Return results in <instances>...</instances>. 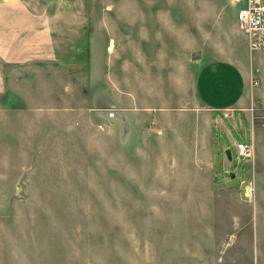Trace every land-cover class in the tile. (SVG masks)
I'll list each match as a JSON object with an SVG mask.
<instances>
[{"label": "rangeland", "instance_id": "374dc122", "mask_svg": "<svg viewBox=\"0 0 264 264\" xmlns=\"http://www.w3.org/2000/svg\"><path fill=\"white\" fill-rule=\"evenodd\" d=\"M30 1L66 33L49 64L4 73L0 264H264V53L249 51L237 6ZM222 61L245 89L198 84ZM197 84L218 106L244 93L226 131ZM101 93L130 120L125 144L120 123L96 115Z\"/></svg>", "mask_w": 264, "mask_h": 264}, {"label": "crops", "instance_id": "0c3cea01", "mask_svg": "<svg viewBox=\"0 0 264 264\" xmlns=\"http://www.w3.org/2000/svg\"><path fill=\"white\" fill-rule=\"evenodd\" d=\"M45 10V8L36 7L30 0H0V97L6 92L4 73L7 68L27 67L36 63L49 64L59 55L60 48L58 44L61 42L59 37L64 30L56 28L53 22L54 18L50 12ZM81 32L82 28H80ZM76 33L78 35L79 31ZM242 35L246 38L243 33ZM240 71L236 64L222 61L215 68H203L198 74L197 82L199 84L202 79L212 80V76H215L217 80L223 78L222 85L225 87L229 88L235 82L238 90L245 89L246 78L243 71ZM198 84V94L208 107V110L212 111V113L217 109H219L218 112L220 113L223 111L227 112L226 116L223 115V118H216L221 127L219 131H226L227 128L224 127L223 119L232 116L235 120L236 111L243 114L246 107L244 93L240 95L237 92L229 103L224 106H218L214 105L212 101L205 100L200 93ZM207 84L208 81L204 86L205 92L208 90ZM224 149L227 153V147H224Z\"/></svg>", "mask_w": 264, "mask_h": 264}, {"label": "built area", "instance_id": "2783aa9c", "mask_svg": "<svg viewBox=\"0 0 264 264\" xmlns=\"http://www.w3.org/2000/svg\"><path fill=\"white\" fill-rule=\"evenodd\" d=\"M228 5L237 6L236 19L239 29L247 38L248 48L251 53H264V0H225ZM239 161H250L254 157L252 142L242 141L236 145ZM245 196L252 197L254 184L248 181Z\"/></svg>", "mask_w": 264, "mask_h": 264}, {"label": "water", "instance_id": "95a60500", "mask_svg": "<svg viewBox=\"0 0 264 264\" xmlns=\"http://www.w3.org/2000/svg\"><path fill=\"white\" fill-rule=\"evenodd\" d=\"M94 99L96 115L103 119L118 121L121 126L119 140L122 144L128 142L131 134V124L126 113L106 93L98 94Z\"/></svg>", "mask_w": 264, "mask_h": 264}]
</instances>
